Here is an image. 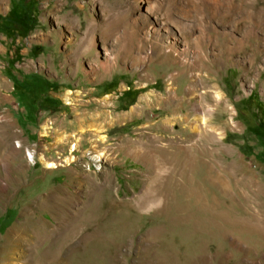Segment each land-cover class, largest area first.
Returning <instances> with one entry per match:
<instances>
[{
	"label": "rangeland",
	"instance_id": "374dc122",
	"mask_svg": "<svg viewBox=\"0 0 264 264\" xmlns=\"http://www.w3.org/2000/svg\"><path fill=\"white\" fill-rule=\"evenodd\" d=\"M6 15L26 21L0 24V240L51 192L87 264H264V0H0ZM173 73L177 100L195 73L223 110L177 157L151 94L167 99ZM31 74L60 104L26 119L13 81Z\"/></svg>",
	"mask_w": 264,
	"mask_h": 264
},
{
	"label": "bare ground",
	"instance_id": "6f19581e",
	"mask_svg": "<svg viewBox=\"0 0 264 264\" xmlns=\"http://www.w3.org/2000/svg\"><path fill=\"white\" fill-rule=\"evenodd\" d=\"M149 4L146 3L147 7L145 9L144 4V6L142 7V11L148 13V11L151 10L148 7L150 6ZM152 10L155 13L154 8H152ZM154 13L149 12L148 15H152ZM156 23L158 29H161L163 27L162 22L158 23V21L156 20ZM181 24L182 26L186 25V23ZM83 48L84 51L89 52L90 50L89 45H85ZM183 59L184 58H182V60ZM176 75V73H173V76L168 80L166 89L168 92H166L167 99L163 98L159 93L155 94L154 92H151L156 102L163 99L165 100V107L170 110L171 108L173 109L170 113L167 114L168 119L166 118L167 120L165 122V125L173 121L174 123H176L174 127H177L178 130L176 132L173 131L174 133L172 132L175 136L172 139L173 141L175 140L174 145L177 147L178 150L176 152V156L174 155V157H177L181 154L180 152L183 149V146H180L178 140L181 138V136H184L185 134H194L195 136L200 137L203 129L204 131L202 134L206 135L208 141H211V139H213V126H208L206 122L212 121L214 116H217L216 114L219 112L220 116H218V118H221V116L223 115V110L220 108V100L217 102V99L219 98L218 94H216V96H214L213 98L215 102L214 105H212L211 100L205 98V96H200L199 99H197V94L194 90V84L200 83V79L199 75L195 73H191V86L188 89V95L190 98H188V100L183 99V101L177 100V91L174 88L175 83L178 79ZM72 94L73 92L71 90H67L64 95V99L66 102L70 100V96ZM108 97L109 96H105L103 100V102L106 104L108 103ZM147 98L148 97L145 95V97H142L141 99L147 100ZM170 115L173 117L172 120H169ZM181 121L183 123L185 122L191 124L190 126H187V131L185 129L180 128ZM161 124L163 123H159V125ZM203 125L204 127H202ZM154 130L159 134L160 126L157 125ZM195 145L196 144L194 142L192 147L195 148ZM141 150V147L137 148L136 153H139ZM149 152L152 158V156L154 155L155 157L162 156L165 153V150L149 149ZM95 155L97 157H103L104 153H102L101 150H96ZM41 161L44 163L46 168L54 169L56 167V164L54 162H51L49 160L47 161L44 159H42ZM10 184V182H5L4 185L0 186L1 199L5 197V194L8 192ZM61 196L66 197V193L62 192ZM61 200L62 199L56 200V198L53 197V193L50 192L49 195H43L42 197L38 198L37 201L33 204L29 202L25 205V207L19 214L18 221L0 240V264H87V258L85 257V253H80L81 251L76 255H73L72 253L71 228L70 223L68 221V216L65 215L63 218L60 217V219L58 217L60 214H57V210L59 206H61L59 205V203L63 204L61 203ZM61 209L65 210L63 206H61ZM43 213L48 214L51 217L53 223L49 220H44L41 217Z\"/></svg>",
	"mask_w": 264,
	"mask_h": 264
},
{
	"label": "trees",
	"instance_id": "16d2710c",
	"mask_svg": "<svg viewBox=\"0 0 264 264\" xmlns=\"http://www.w3.org/2000/svg\"><path fill=\"white\" fill-rule=\"evenodd\" d=\"M23 21H26L25 17L22 18L14 15L1 17L0 24L3 26L1 32L8 33V28L11 25L15 27L19 26L22 30H25V26L21 24ZM26 26H29V24H26ZM13 84L18 102L26 112V119L36 116L40 110L57 107L60 104L58 99L50 96V92L54 90L55 85L39 75H25L21 81L14 80ZM9 223L10 221L6 226Z\"/></svg>",
	"mask_w": 264,
	"mask_h": 264
},
{
	"label": "crops",
	"instance_id": "0c3cea01",
	"mask_svg": "<svg viewBox=\"0 0 264 264\" xmlns=\"http://www.w3.org/2000/svg\"><path fill=\"white\" fill-rule=\"evenodd\" d=\"M5 17V16H4ZM3 18V17H2ZM3 33V32H2Z\"/></svg>",
	"mask_w": 264,
	"mask_h": 264
}]
</instances>
